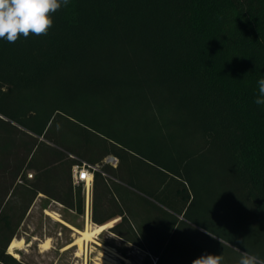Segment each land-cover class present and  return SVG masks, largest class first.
<instances>
[{
  "label": "trees",
  "instance_id": "16d2710c",
  "mask_svg": "<svg viewBox=\"0 0 264 264\" xmlns=\"http://www.w3.org/2000/svg\"><path fill=\"white\" fill-rule=\"evenodd\" d=\"M51 18L47 35L0 39V115L9 120L0 124L50 141L51 172L82 162L49 135L60 118L85 143L93 134L108 144L121 165L94 173L92 221L121 217L117 230L133 196L160 215L156 202L165 200L180 213L191 198L186 184L207 172L231 180L264 234V105L254 103L264 77V0H69ZM31 169L39 176L22 193L32 202L46 169ZM82 191L69 179L55 200L82 215ZM0 222L12 229L7 214ZM128 225L132 243L164 264L175 226L166 239ZM9 242L0 264L19 263Z\"/></svg>",
  "mask_w": 264,
  "mask_h": 264
},
{
  "label": "rangeland",
  "instance_id": "374dc122",
  "mask_svg": "<svg viewBox=\"0 0 264 264\" xmlns=\"http://www.w3.org/2000/svg\"><path fill=\"white\" fill-rule=\"evenodd\" d=\"M0 118L9 121L4 116L0 115ZM12 125L0 124V213L7 214L12 224V229L7 231L0 222V249L9 240L11 243L16 240L22 242L21 245L17 243L18 247L14 249L18 256L9 251L10 246L6 248L7 253L20 264H156L154 255L130 240L133 233L128 228L129 222L135 229L147 227L143 229L145 234L157 236L162 233L166 239L169 238L170 228L175 226V236L168 247V251L171 250L164 264H192L194 259L205 254L222 255V264H238L241 252L244 251L240 248V251H235L232 247H223L219 239L205 234L206 230L220 239L230 241L234 247L238 248L236 245L239 244L246 247L248 252L261 253L264 234L259 229L258 220L249 203L248 206L241 207V203L245 202L234 189L231 180L208 179L207 172L191 179L192 187L186 184L191 198L186 209L180 213L173 211L171 206L168 207L170 202L165 200L156 202L163 211L160 215L133 196L129 200L128 223L114 230L112 228L121 222V217L115 218L112 227L95 237L101 245L90 241L82 249L74 245L64 250L79 235L75 228L74 231L65 228L48 216L46 211L56 212L67 220L74 215V224L78 230H85L87 219L91 227L97 224L92 221L91 215L86 218L85 209L82 215L72 214L55 200L66 193L69 179L66 170L61 171L58 179L49 170L54 145L43 138L37 140L32 134L20 132L18 129L25 130L14 122ZM79 131L78 126L60 118L51 126L49 135L67 145L73 152L70 157L75 162H95L98 167L104 168V159L107 156L104 146L110 148L108 144H104L101 138L93 134L87 135L89 141L85 143V137L80 136ZM37 144L38 150L35 152ZM120 165L117 169H120ZM35 166L44 167L46 171L43 173L44 181L41 185L43 192L34 195L31 202L33 193L28 199L22 190L29 189V185L34 186L39 176L31 169ZM30 174L33 175L32 178ZM156 214L160 215L159 222L155 219ZM174 216L178 218L176 223ZM118 232L129 238L120 236Z\"/></svg>",
  "mask_w": 264,
  "mask_h": 264
},
{
  "label": "clouds",
  "instance_id": "9594fccd",
  "mask_svg": "<svg viewBox=\"0 0 264 264\" xmlns=\"http://www.w3.org/2000/svg\"><path fill=\"white\" fill-rule=\"evenodd\" d=\"M67 6L69 0H0V39L15 43L21 36L28 38L30 34L47 35L53 26L51 14L62 6ZM259 95L255 99L256 105H264V77L257 81ZM205 234L213 239H219L224 247H234L230 241L220 239L206 230ZM243 243V241H240ZM222 255L205 254L194 259L192 264H222ZM238 264H264V258L246 251L241 252Z\"/></svg>",
  "mask_w": 264,
  "mask_h": 264
},
{
  "label": "built area",
  "instance_id": "2783aa9c",
  "mask_svg": "<svg viewBox=\"0 0 264 264\" xmlns=\"http://www.w3.org/2000/svg\"><path fill=\"white\" fill-rule=\"evenodd\" d=\"M104 163L116 168L119 164V159L115 156H107ZM100 167L97 164H90L87 162L76 163L71 169V181L74 187L82 186L84 193V209L86 210V218L92 213L93 201V186L94 173L99 171ZM33 175L30 174V178Z\"/></svg>",
  "mask_w": 264,
  "mask_h": 264
},
{
  "label": "bare ground",
  "instance_id": "6f19581e",
  "mask_svg": "<svg viewBox=\"0 0 264 264\" xmlns=\"http://www.w3.org/2000/svg\"><path fill=\"white\" fill-rule=\"evenodd\" d=\"M46 214L50 217H52L54 220L60 222V223H65L57 214L55 213H52L50 211H46ZM89 217V216H88ZM87 224H86V228L85 230H78V229H74L75 232L79 235L77 237V239L75 240L74 243L70 244L69 246H67L66 248H64V250H67L69 249L70 247L74 246V245H78L79 246V249H82L84 244L87 243V242H95L99 245H101L100 243H98L96 240H95V237L97 235H101L104 231H106L108 228L112 227L113 223L116 221L113 220V221H110L108 223H105L103 225H96L94 227H91L90 224H89V219H87ZM75 233V234H76ZM19 244L21 245L22 242L16 240V241H13L11 244H10V247H9V251L15 255V256H18V254L15 252V248H17L18 246L16 244ZM45 245V244H44ZM17 246V247H16ZM18 249H21L18 248ZM47 249V248H46ZM81 255V254H80Z\"/></svg>",
  "mask_w": 264,
  "mask_h": 264
},
{
  "label": "crops",
  "instance_id": "0c3cea01",
  "mask_svg": "<svg viewBox=\"0 0 264 264\" xmlns=\"http://www.w3.org/2000/svg\"><path fill=\"white\" fill-rule=\"evenodd\" d=\"M34 170V169H33ZM67 170V169H66ZM35 171V170H34ZM62 171V170H61ZM61 171L60 170H56L55 172H53L54 173V175L55 176H60V174H61ZM66 173H67V179H70V181H71V171H66ZM59 178V177H58ZM71 183H72V181H71ZM72 186H73V184H72ZM74 187V186H73ZM41 193V192H40ZM39 193V194H40ZM63 205V204H62ZM64 206V205H63ZM65 207V206H64ZM67 210H69L72 214H76V212H74L73 210H71V209H69V208H67V207H65ZM51 212V211H50ZM52 213H55V214H57L58 216H59V214L58 213H56V212H52ZM77 215V214H76ZM73 216V217H72ZM71 217H70V220H67V219H64V218H61L60 216V218L65 222V223H61L62 224V226H64L65 228H69V229H72L73 230V228H75V229H78V227H76V225L74 224V215H72ZM89 217H90V215H89ZM56 222H58V221H56ZM60 223V222H59ZM74 231V230H73ZM69 246V245H68ZM67 247V246H66ZM65 247V248H66Z\"/></svg>",
  "mask_w": 264,
  "mask_h": 264
}]
</instances>
